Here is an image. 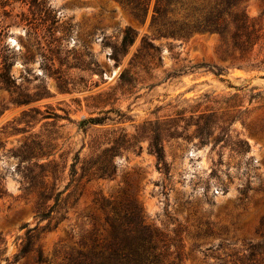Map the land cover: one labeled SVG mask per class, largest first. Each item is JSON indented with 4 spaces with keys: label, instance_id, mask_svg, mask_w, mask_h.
<instances>
[{
    "label": "rangeland",
    "instance_id": "374dc122",
    "mask_svg": "<svg viewBox=\"0 0 264 264\" xmlns=\"http://www.w3.org/2000/svg\"><path fill=\"white\" fill-rule=\"evenodd\" d=\"M29 1L0 0V47L11 48L10 73L31 97L15 103L17 92L0 88V264H31L37 249L51 264H64V255L92 232H103L102 203L132 200L149 222L177 234L181 264H219L224 253L249 244L264 248L259 45L240 61L225 53L217 34L160 36L149 27L154 0L143 21L119 0ZM241 5L264 28V0ZM126 28L135 38L116 63L110 45ZM143 36L155 48L135 58ZM185 65L193 67L177 70ZM124 68L134 72L131 83L118 80ZM89 117L103 121L79 125ZM154 136L167 172L152 151ZM32 162L49 166L30 182L25 167ZM97 167L108 175L98 176ZM43 188L52 197L40 199ZM60 190L67 200L41 219ZM48 221L56 226L39 233L18 262L7 263L26 229Z\"/></svg>",
    "mask_w": 264,
    "mask_h": 264
},
{
    "label": "trees",
    "instance_id": "16d2710c",
    "mask_svg": "<svg viewBox=\"0 0 264 264\" xmlns=\"http://www.w3.org/2000/svg\"><path fill=\"white\" fill-rule=\"evenodd\" d=\"M125 5L130 14L139 20H144L148 12L151 0H119ZM243 0H206L196 4L185 0H154L150 12L149 27L155 30L158 35L171 39H183L194 33L217 34L225 44V53L230 55L234 60L248 61L255 46L264 51V28L260 22L249 18L243 9ZM36 0H30V6H35ZM38 4H36L37 7ZM135 38V32L126 28L123 31L119 42L110 45V58L118 63L123 56L127 47L132 44ZM155 48L148 37L143 36L140 43L139 52L135 53V58L143 51ZM12 50L9 47H0V88L12 89L17 92L13 98L15 103H26L31 100L29 94L19 91L10 68L13 62L11 56L7 53ZM250 66L255 67L250 63ZM193 66H180L177 70L187 72ZM259 69H264V54L259 58ZM132 72L124 68L118 75L121 83H131L133 81ZM264 77V75H263ZM37 95V94H35ZM103 118L89 117L82 119L79 125L87 123H101ZM152 151L161 169L167 172V164L164 160L162 147L158 142L157 136H154L150 142ZM112 148V147H111ZM110 149H106L108 152ZM29 154L23 158L27 159ZM39 153V152H37ZM39 168L35 171L31 168ZM49 166L47 162H32V165L25 167V175L30 182L41 177L44 167ZM98 176L108 175L106 170L101 167L96 168ZM76 174L75 163L70 166L69 175ZM67 183L64 187L68 186ZM63 189V190H64ZM62 190V191H63ZM57 191L53 196V203L46 211L39 212L41 219H47L50 213L61 201L63 204L69 194L60 199L62 192ZM4 191L0 189V196ZM52 192L43 188L38 192L40 199L52 197ZM40 204H37L39 206ZM105 211L103 232L98 234L92 232L87 242L80 245L78 249L71 250L64 255V264H181L182 252L180 251L179 238L170 236L161 231L146 219L141 207L135 201H128L124 204L111 205L106 203L101 205ZM264 225V219L260 221ZM56 226L51 227L48 221L44 226L37 228L33 226L25 231L24 240L18 251L13 255L12 261L7 263H16L26 253L33 248V240L43 231H49ZM209 247L208 249H210ZM3 241L0 239V255L3 251ZM264 248L261 243L249 244L243 250L224 253L219 257V264H264ZM52 260L44 255L40 249L31 264H51Z\"/></svg>",
    "mask_w": 264,
    "mask_h": 264
},
{
    "label": "clouds",
    "instance_id": "9594fccd",
    "mask_svg": "<svg viewBox=\"0 0 264 264\" xmlns=\"http://www.w3.org/2000/svg\"><path fill=\"white\" fill-rule=\"evenodd\" d=\"M12 43L15 44V41L13 40Z\"/></svg>",
    "mask_w": 264,
    "mask_h": 264
}]
</instances>
